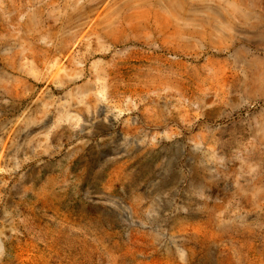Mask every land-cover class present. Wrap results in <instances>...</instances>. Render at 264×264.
Segmentation results:
<instances>
[{"label": "rangeland", "instance_id": "374dc122", "mask_svg": "<svg viewBox=\"0 0 264 264\" xmlns=\"http://www.w3.org/2000/svg\"><path fill=\"white\" fill-rule=\"evenodd\" d=\"M178 1L0 0V264H264V0Z\"/></svg>", "mask_w": 264, "mask_h": 264}, {"label": "bare ground", "instance_id": "6f19581e", "mask_svg": "<svg viewBox=\"0 0 264 264\" xmlns=\"http://www.w3.org/2000/svg\"><path fill=\"white\" fill-rule=\"evenodd\" d=\"M178 0H167L166 5L172 9H175L174 7L179 5ZM178 30V29H176Z\"/></svg>", "mask_w": 264, "mask_h": 264}]
</instances>
